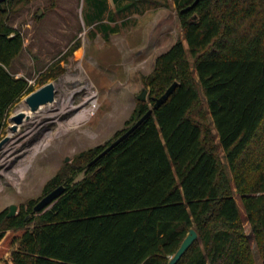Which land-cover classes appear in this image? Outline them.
Segmentation results:
<instances>
[{
    "label": "trees",
    "instance_id": "16d2710c",
    "mask_svg": "<svg viewBox=\"0 0 264 264\" xmlns=\"http://www.w3.org/2000/svg\"><path fill=\"white\" fill-rule=\"evenodd\" d=\"M28 1H0V131L9 108L33 90L9 69L24 46L9 19ZM112 1L114 9L108 0H88L85 24L107 35L118 29L108 18L152 2ZM174 3L183 38L143 76L149 93L136 97L128 125L44 183L43 194L65 185L49 207L34 212L38 199H30L11 216L0 211V239L32 222L10 264H166L190 227L198 236L175 264H256L212 128L264 264V0ZM174 81L164 102L89 164Z\"/></svg>",
    "mask_w": 264,
    "mask_h": 264
},
{
    "label": "rangeland",
    "instance_id": "374dc122",
    "mask_svg": "<svg viewBox=\"0 0 264 264\" xmlns=\"http://www.w3.org/2000/svg\"><path fill=\"white\" fill-rule=\"evenodd\" d=\"M118 1L124 3L126 0ZM115 5L116 2L108 0L109 8L114 9ZM91 10L88 0H29L9 19V23L22 34L24 45L9 67L10 71L25 76L33 90L44 83L58 82L62 77L69 76L65 87L70 91L69 101L74 109L62 114L61 122H66L88 105H93V113L58 133H55L58 121L48 119L14 142L22 154L15 158L18 154L15 152L10 163H0V211L8 210L11 203L17 205V211L20 205H25L30 199H39L43 195L44 183L59 170H68L69 164L80 151L104 144L118 130L126 127L128 124L125 121L138 102L136 95L143 87L147 89L146 98L149 93V86L144 84L143 76L151 72L160 52L183 38L174 0H152L115 13V18H108V21L118 29L107 35L98 30L96 25L85 24L83 16L86 17ZM107 16L106 12L104 20H107ZM90 28L97 30L94 37L88 33ZM76 40L80 45L70 52L69 47ZM57 88L56 100L63 92L62 87ZM25 95L7 111L0 139L8 134L11 124L9 116L20 108ZM29 124L23 123L19 131H24ZM212 130L216 150L231 178L230 185L240 209L244 231L249 236L255 262L262 264L240 194L215 129ZM40 140H45L47 144L31 156L29 148ZM27 157L31 159L24 174L17 180L7 179L20 166V161ZM81 176L82 173H79L75 179ZM30 225L32 222L23 229L6 230L0 239V264H10L11 252L19 245V236Z\"/></svg>",
    "mask_w": 264,
    "mask_h": 264
},
{
    "label": "water",
    "instance_id": "95a60500",
    "mask_svg": "<svg viewBox=\"0 0 264 264\" xmlns=\"http://www.w3.org/2000/svg\"><path fill=\"white\" fill-rule=\"evenodd\" d=\"M2 1V0H0ZM176 85V81H174L167 89L166 91L158 97L153 107H150L139 119H137L132 125H130L124 132H122L119 136H117L114 140H112L101 152H99L90 162L89 164L93 163L95 160H97L100 156H102L106 151H108L110 148L115 146L118 142H120L122 139H124L132 130L136 128V126L146 117H148L152 111L153 108L160 105L162 102L166 100V98L169 96V94L172 92L173 88ZM55 92L56 88L54 87V81H50L47 83H44L43 85L39 86L38 88L30 91L27 93L23 99L25 102V108L23 109H17L14 113H12L9 116V120L11 121L10 128L19 131L20 126L28 121L33 114L37 113L41 108L47 105H53V103L56 101L55 98ZM147 94L146 87H143L139 94L136 95V97L140 100H145ZM7 136L0 139V147L3 144L5 140H7ZM68 157H66V160ZM65 189L64 184H59L58 186L54 187L49 192L43 194L37 202L33 206L34 212H39L41 210H44L45 208L49 207L52 202L60 195ZM17 205L14 203H11L8 206V216H11L16 213ZM198 234L197 231L190 227L187 234L181 241L180 245L176 249V251L170 256L166 264H175L176 261L180 258V256L184 253V251L193 243V241L197 238Z\"/></svg>",
    "mask_w": 264,
    "mask_h": 264
},
{
    "label": "bare ground",
    "instance_id": "6f19581e",
    "mask_svg": "<svg viewBox=\"0 0 264 264\" xmlns=\"http://www.w3.org/2000/svg\"><path fill=\"white\" fill-rule=\"evenodd\" d=\"M69 76H64L62 77L58 82L54 81V87L56 90L58 89L57 87H62L63 92L61 93L62 95L58 100H56L53 105L49 106H44L39 110L37 113L33 114L32 117L24 122V124H29V127H27L24 131H15L10 128L9 125V132L7 135L8 138L3 142V144L0 147V163H5L6 165L10 163L11 159L13 158L12 155L17 152L16 157H20L22 154V151L17 148L18 144H14V142H17L18 138H20L22 135L26 133H30L31 130H34L36 126L40 125L41 123L46 122L48 119H56L58 121V129L55 133L62 132L67 127L73 126L78 124L79 122L83 121L84 119L88 118L93 113V105L88 107H84L81 110H79L76 114H73L66 122H61L60 117L62 114L65 112H69L72 109H74V106L72 103H70V96L69 93L70 91L68 88L65 87V82L68 80ZM68 82V81H67ZM72 91V90H71ZM90 97V96H89ZM92 103V102H91ZM55 105V106H54ZM25 102L20 105V108L18 109H23L25 108ZM54 106V107H52ZM52 107V108H50ZM35 117V118H34ZM15 136L13 137V135ZM4 136V137H5ZM3 138V137H2ZM47 144L45 140H40L38 141L34 146L29 148L28 152H32L31 156L34 155L39 149L44 147ZM26 145V144H25ZM27 151V150H26ZM14 159V158H13ZM31 157H27L20 162V166L17 168L15 172L7 176V179L11 180H17L19 179L23 174L26 168L28 167L29 161ZM3 163V165H4Z\"/></svg>",
    "mask_w": 264,
    "mask_h": 264
}]
</instances>
